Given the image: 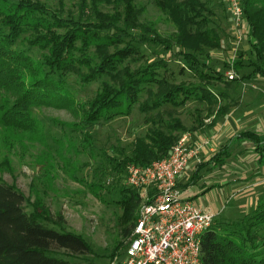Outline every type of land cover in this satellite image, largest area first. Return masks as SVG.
Listing matches in <instances>:
<instances>
[{
  "label": "trees",
  "instance_id": "16d2710c",
  "mask_svg": "<svg viewBox=\"0 0 264 264\" xmlns=\"http://www.w3.org/2000/svg\"><path fill=\"white\" fill-rule=\"evenodd\" d=\"M65 1L0 0V124L41 140L35 110L49 105L72 111L77 121L69 125L70 134L79 136L80 148L101 154L107 163L105 177L112 185L104 187L99 179V187L116 198L121 233L130 238L142 200L141 191L126 184L127 167L167 158L185 135L191 147L197 133L240 103L239 98L224 102L230 88L264 82V0H241L246 45L235 47L232 69L238 77L233 80L225 75L231 66L227 56L220 67L210 64L224 49L222 19L231 22L224 0H151L172 27L168 34L145 19L140 0H75L73 9ZM143 48L151 50L153 61L144 57ZM166 56L199 83L168 78ZM91 84L93 95L81 100L76 89ZM188 102L206 104L207 123L200 118L194 127L183 125L175 109ZM133 110L148 128L133 138L129 152L108 153L94 144L99 127ZM236 140L262 157L264 133L247 130ZM229 156V147H221L209 164L219 166ZM26 204L22 192L0 180V264H73L64 257L91 254L90 245L67 229L61 214L53 217L40 205L28 213ZM200 262L264 264V199L236 217H215L201 237Z\"/></svg>",
  "mask_w": 264,
  "mask_h": 264
},
{
  "label": "rangeland",
  "instance_id": "374dc122",
  "mask_svg": "<svg viewBox=\"0 0 264 264\" xmlns=\"http://www.w3.org/2000/svg\"><path fill=\"white\" fill-rule=\"evenodd\" d=\"M140 1L147 9L146 20L157 23L159 32L163 34L173 32L172 27L164 22V17L153 7L151 0ZM65 3L67 9H73L72 6L76 2L75 0H66ZM221 28L225 32L224 49L221 54L231 57V54L233 55V52L236 51L237 30H233V21L229 23L225 17L222 19ZM242 28L243 40L238 45L244 47L246 45L244 36L246 35L244 34L245 27L242 26ZM143 49L144 57L148 58L149 62L153 61L150 56L151 50ZM229 50L231 52L226 53ZM235 55L236 53L233 57H236ZM213 57L214 55L210 64L220 67V59ZM164 59H167V71L165 72L168 78L169 75H172L170 78L176 83H199V79L192 73L185 70L182 72L180 64L170 60L167 56ZM229 62H231L230 65L233 64V60H229ZM231 68L230 66L228 70L230 71ZM247 84L238 85L241 94L232 92L233 95L230 93L229 98L224 102H231L232 98L233 100L239 98L236 99L239 102L242 98L246 99L248 92L256 93V97L264 96V87H259L260 85L257 83ZM220 87L223 89L222 86ZM94 88L95 85L91 84L83 91L79 92V88L76 91L81 100H86L93 95ZM205 107L206 104L188 102L185 106L176 108L175 113L183 125L191 128L200 118H206V123L208 122L204 111ZM35 113L36 120L42 129L43 138L41 137V140L37 136L29 137L27 133L10 130L0 124V180L24 194L27 199L25 208L28 213L33 212L34 206L40 205L53 217L58 213L61 214L67 229L79 234L90 245L91 254L78 258L64 257L65 260L73 264H122L130 238L123 237L121 233L123 227L118 221L121 209L114 202L116 198L107 193L105 188H100L98 183L99 179H102L101 182L106 183L104 187L109 188L112 185V181L109 182L105 177V172L109 171L107 163L100 157L101 154L92 153L88 148H80L79 136L70 134L69 125L77 121L72 111L48 105L35 110ZM261 113L263 112L261 111ZM147 128L148 126L143 124L142 114L133 110L130 116L117 118L99 127L94 134V144L108 153H111L112 149L129 152V145L133 138L145 133ZM247 128L260 131L257 126H248ZM33 131L36 132V128ZM206 133L207 131L204 132V134ZM69 138H72V141ZM210 139L215 141L213 137ZM58 141L60 142L58 143ZM251 152L252 150L245 152L242 159L243 167L245 170L253 168V165L247 163L252 157L256 163L254 165L264 172V153L262 157H259L255 152ZM208 172L205 171V173ZM216 178H209V180ZM92 183L95 186L90 189L89 184ZM234 190L230 186L222 188L219 194L222 195L223 202ZM206 194L207 197L199 195L194 199L196 200L194 204L207 210L221 206L216 196L218 194L216 188ZM262 199L264 198H260L257 203ZM257 205L254 202L248 211L256 208ZM230 206L236 207V202L233 200Z\"/></svg>",
  "mask_w": 264,
  "mask_h": 264
},
{
  "label": "built area",
  "instance_id": "2783aa9c",
  "mask_svg": "<svg viewBox=\"0 0 264 264\" xmlns=\"http://www.w3.org/2000/svg\"><path fill=\"white\" fill-rule=\"evenodd\" d=\"M224 2L238 45L244 26L242 1ZM225 75L228 80L238 77L232 68ZM188 141L185 135L167 158L147 167H127L126 184L141 191L142 204L122 264H201V237L214 216L184 197L177 179L191 160L199 163L200 154L214 151V146L210 138H200L191 147Z\"/></svg>",
  "mask_w": 264,
  "mask_h": 264
},
{
  "label": "crops",
  "instance_id": "0c3cea01",
  "mask_svg": "<svg viewBox=\"0 0 264 264\" xmlns=\"http://www.w3.org/2000/svg\"><path fill=\"white\" fill-rule=\"evenodd\" d=\"M231 50L226 53H230ZM234 54L231 57L228 56L229 60H234ZM213 58L223 59L224 56L220 53L214 54ZM236 60V59H235ZM259 87H264V82H256ZM242 84L248 85L246 82ZM253 85V84H249ZM240 87L228 91V93L241 94ZM232 93V95H233ZM246 99L242 98L238 105L231 107L227 115L219 120L213 127L205 128L207 133H197L196 139L200 137H213L214 151L204 150L200 154V162L197 163L196 160H191L186 168L185 173L180 175L177 179L178 186L183 192L184 197L191 199L192 201L196 199L199 195L207 197L208 192L213 189L218 190L216 195L219 199L220 207L205 209L199 205L205 212H210L214 218L217 216H224L225 218H233L240 213L248 211L250 206L255 202L257 205L260 198H264V172L258 169L254 164V160H248L247 163L253 165V168L245 170L243 167V157L245 152L251 151L253 153L252 146L248 143L239 142L236 140L239 133L243 131H253L247 127H255L260 131H254L259 134L264 133V96L256 97V93H246ZM258 95V94H257ZM261 111L263 113H261ZM205 131V132H206ZM200 134V136H199ZM190 140V136H189ZM241 144V146H239ZM245 144V147H244ZM192 146L194 145L191 144ZM217 146V147H216ZM229 147L230 156L224 159V163L219 166L210 163L211 157L215 154L221 147ZM243 146V147H242ZM235 147V148H234ZM196 164L203 165L202 167L196 168ZM199 172L195 177V173ZM205 171H209L205 173ZM218 176V178H216ZM208 177V178H206ZM194 178V179H193ZM209 178H216L214 180H209ZM192 179V181H190ZM230 184V185H229ZM230 186L232 191L230 196L223 202L222 195L219 192L223 187ZM236 202V207H232L231 202ZM196 200L193 202L195 203ZM254 201V202H253ZM257 203V204H256ZM235 205V204H234Z\"/></svg>",
  "mask_w": 264,
  "mask_h": 264
}]
</instances>
